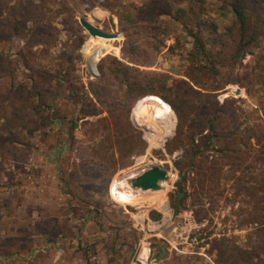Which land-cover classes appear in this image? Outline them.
<instances>
[{
  "label": "rangeland",
  "instance_id": "obj_1",
  "mask_svg": "<svg viewBox=\"0 0 264 264\" xmlns=\"http://www.w3.org/2000/svg\"><path fill=\"white\" fill-rule=\"evenodd\" d=\"M131 4L0 0V264H137L145 244L168 264H264V42L204 34L209 72L181 27L123 29ZM98 42L116 50L89 65ZM152 166L166 182L130 184Z\"/></svg>",
  "mask_w": 264,
  "mask_h": 264
},
{
  "label": "trees",
  "instance_id": "obj_2",
  "mask_svg": "<svg viewBox=\"0 0 264 264\" xmlns=\"http://www.w3.org/2000/svg\"><path fill=\"white\" fill-rule=\"evenodd\" d=\"M213 1V0H210ZM209 0H140V4L135 6L133 4L124 7L122 14L119 16V23L122 28L126 29L128 26L137 25H151L157 24L166 27L179 26L181 30L187 32L188 37L193 41L196 49V60L204 63L203 68L209 72L216 73L215 67L218 65L217 57L220 55L221 50H210L207 48L206 43L201 41L204 34L212 37L211 41H206L212 45L222 34V38H227L234 45L236 52H241L245 46L253 42L254 46L264 42V0H214L212 8L208 7ZM215 7V8H214ZM101 41V40H99ZM103 41V40H102ZM98 49L93 51V56H89V65H93L99 53L102 52V44L105 42H98ZM108 46V52L116 50L111 45ZM111 47V48H110ZM105 54V53H104ZM244 54L242 53L241 56ZM98 60V59H97ZM96 65V64H95ZM120 73L122 74V82L126 87V94L132 92V88L138 85L139 80L133 79L132 81L127 76L131 68L117 62ZM90 74L95 73L94 68H90ZM134 72V70H133ZM138 72V71H137ZM143 80L147 77L144 73ZM146 91H155L153 87L149 86L148 82L145 83ZM230 100L224 99L222 104L216 102L215 113L223 112L224 107ZM154 103H160L155 98L141 102L134 108L137 114L141 109L149 108ZM144 104V105H143ZM215 115V114H214ZM213 115V119L215 116ZM217 123L223 120V117L216 116ZM258 186H262L258 183ZM256 190L247 189L248 195H255ZM263 193L264 190L261 189Z\"/></svg>",
  "mask_w": 264,
  "mask_h": 264
},
{
  "label": "water",
  "instance_id": "obj_3",
  "mask_svg": "<svg viewBox=\"0 0 264 264\" xmlns=\"http://www.w3.org/2000/svg\"><path fill=\"white\" fill-rule=\"evenodd\" d=\"M80 26L87 32L90 37H98L102 39H114L116 36L113 34L105 33L96 27H94L91 23L87 22L85 19H79ZM95 73H92V76H97V70L94 66ZM234 95H239V90L234 91ZM167 173L160 168L151 167L149 170L145 171L141 176L137 177L130 181V184H137L138 187L142 189H156L159 187L160 183L166 182ZM177 197L175 200L174 214L177 213L180 205V200L183 197V192L177 188L176 190Z\"/></svg>",
  "mask_w": 264,
  "mask_h": 264
},
{
  "label": "crops",
  "instance_id": "obj_4",
  "mask_svg": "<svg viewBox=\"0 0 264 264\" xmlns=\"http://www.w3.org/2000/svg\"><path fill=\"white\" fill-rule=\"evenodd\" d=\"M145 245L146 246H143L141 250L144 255H148L149 257L155 259L156 264H162L163 261L168 264V260L164 258V250L160 246L156 245L149 247L147 244ZM153 255H156V258H154Z\"/></svg>",
  "mask_w": 264,
  "mask_h": 264
},
{
  "label": "built area",
  "instance_id": "obj_5",
  "mask_svg": "<svg viewBox=\"0 0 264 264\" xmlns=\"http://www.w3.org/2000/svg\"><path fill=\"white\" fill-rule=\"evenodd\" d=\"M137 264H156L155 259L149 257L148 255H138Z\"/></svg>",
  "mask_w": 264,
  "mask_h": 264
}]
</instances>
